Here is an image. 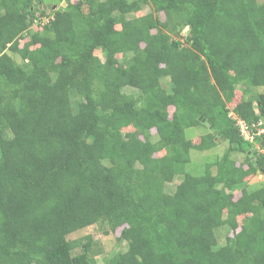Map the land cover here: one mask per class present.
Listing matches in <instances>:
<instances>
[{
	"label": "trees",
	"instance_id": "1",
	"mask_svg": "<svg viewBox=\"0 0 264 264\" xmlns=\"http://www.w3.org/2000/svg\"><path fill=\"white\" fill-rule=\"evenodd\" d=\"M62 1L0 0V264H96L70 236L99 221L127 244L105 264H264V154L229 115L264 117V0Z\"/></svg>",
	"mask_w": 264,
	"mask_h": 264
},
{
	"label": "rangeland",
	"instance_id": "2",
	"mask_svg": "<svg viewBox=\"0 0 264 264\" xmlns=\"http://www.w3.org/2000/svg\"><path fill=\"white\" fill-rule=\"evenodd\" d=\"M259 1L261 2L263 0H259ZM40 2H42L43 5H46V8L44 7L43 8L48 11H51V10H54L61 6L66 5V2L62 0H40ZM149 10H150L149 7L146 6L139 13L144 14V13L149 12ZM188 30L189 29L185 27V24H181L178 28V33L175 36L180 39H183L184 36H186ZM14 58L18 62L21 60L16 55H14ZM239 88L242 89L241 87H238L235 101H239L240 97H242V94ZM131 91L137 94L136 91L134 90H131ZM262 91H263V88H257V87L252 88V93L255 95L259 94ZM80 101L81 99H79L78 95H75V94L72 95V106L75 111L78 110L80 106ZM133 107L134 105L130 103L126 107L122 108L121 110L122 111L132 110ZM169 110H170L171 115L173 116L174 108L170 107ZM131 129L132 128H126L125 131L131 130ZM206 131L207 129L204 126H198L195 128H187L186 134L189 136V138L192 139L194 143H198L200 140V137L204 133H206ZM218 141H219V144L215 148L208 150V151H198V150L192 149L190 152L191 161L186 166V172L194 174V175H200L204 172L207 161L209 160L213 161L214 159L219 158L229 145L225 139H218ZM260 144H256L253 147V149L257 150L256 152L257 154H255V157H258V155L264 154V146H262L261 148L262 144L261 145ZM247 153L233 151V153H231L230 156L238 164H243L245 163ZM158 154L159 155L163 154V151L159 152ZM213 171L215 172L216 168H213ZM181 180H182V176L180 177L178 176L175 181H173L172 183H168V185L166 186V191L173 192L175 190L176 185ZM248 180H249L248 184H249L250 189L264 186V173H261V171L259 170L256 174L251 175L248 178ZM239 195L240 193L237 192L236 196L238 197ZM242 218L243 216H240L239 221H241ZM109 229L110 228L107 222L99 221L98 223L88 228H84L76 233L71 234L70 237L76 239V238H84L85 236L91 235L93 239V254L95 255L96 264H105L106 259H109L112 255L116 254L119 250H125L127 247V244L125 241L118 242L117 240L121 235L122 227L118 228L117 231L114 233L107 234L106 232L109 231ZM228 234H229L228 226H222L217 231V235H216L218 239L217 247H219V245H223L226 242V237L228 236Z\"/></svg>",
	"mask_w": 264,
	"mask_h": 264
},
{
	"label": "built area",
	"instance_id": "3",
	"mask_svg": "<svg viewBox=\"0 0 264 264\" xmlns=\"http://www.w3.org/2000/svg\"><path fill=\"white\" fill-rule=\"evenodd\" d=\"M234 119H238L237 125H239V129L241 131L242 136L251 142H254L255 139L260 136L262 139L264 138V117L261 118L258 123H253L252 126L247 124L244 120L237 117L234 113L230 114ZM253 128H256L257 131L254 133ZM261 145V144H260ZM262 148V145H261Z\"/></svg>",
	"mask_w": 264,
	"mask_h": 264
},
{
	"label": "clouds",
	"instance_id": "4",
	"mask_svg": "<svg viewBox=\"0 0 264 264\" xmlns=\"http://www.w3.org/2000/svg\"><path fill=\"white\" fill-rule=\"evenodd\" d=\"M231 113H234V110H230L229 115H230ZM234 114H235V113H234ZM230 116H231V115H230ZM231 117H232V116H231ZM239 132H240V135L242 136L240 129H239ZM242 137H243V136H242ZM243 139H244L245 141H248V142L254 144V146H255L256 144H260V143H257L256 140H255L254 142H251V141H249V140H246L244 137H243Z\"/></svg>",
	"mask_w": 264,
	"mask_h": 264
},
{
	"label": "water",
	"instance_id": "5",
	"mask_svg": "<svg viewBox=\"0 0 264 264\" xmlns=\"http://www.w3.org/2000/svg\"><path fill=\"white\" fill-rule=\"evenodd\" d=\"M41 3V2H40ZM44 8H46V5H43ZM55 8V7H54Z\"/></svg>",
	"mask_w": 264,
	"mask_h": 264
}]
</instances>
